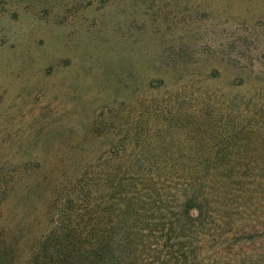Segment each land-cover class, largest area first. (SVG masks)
Masks as SVG:
<instances>
[{"label":"rangeland","instance_id":"obj_1","mask_svg":"<svg viewBox=\"0 0 264 264\" xmlns=\"http://www.w3.org/2000/svg\"><path fill=\"white\" fill-rule=\"evenodd\" d=\"M124 164L215 167L222 225L264 228V0H0L5 254Z\"/></svg>","mask_w":264,"mask_h":264},{"label":"trees","instance_id":"obj_2","mask_svg":"<svg viewBox=\"0 0 264 264\" xmlns=\"http://www.w3.org/2000/svg\"><path fill=\"white\" fill-rule=\"evenodd\" d=\"M192 167L118 165L97 190L81 179L67 198L71 220L61 217L25 264H264V228L222 225L224 177L215 167ZM101 188L104 210L90 200ZM7 246L0 244V264H15Z\"/></svg>","mask_w":264,"mask_h":264}]
</instances>
